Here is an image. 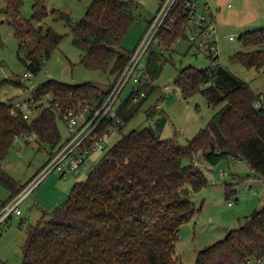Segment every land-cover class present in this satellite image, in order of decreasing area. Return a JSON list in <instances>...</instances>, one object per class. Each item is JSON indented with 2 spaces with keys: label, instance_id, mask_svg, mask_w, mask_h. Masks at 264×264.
<instances>
[{
  "label": "trees",
  "instance_id": "1",
  "mask_svg": "<svg viewBox=\"0 0 264 264\" xmlns=\"http://www.w3.org/2000/svg\"><path fill=\"white\" fill-rule=\"evenodd\" d=\"M4 1L7 20L18 40V54L23 53L20 58L27 72L35 76L64 37L42 25L49 14L46 0H32L31 19L22 16L23 0ZM179 13L178 20L160 33L159 47L166 51L173 49L178 38L185 37L182 5ZM134 20L125 0H94L80 21L71 22L67 17L75 43L82 51V64L91 70H107L114 59L111 71L116 79L106 91L90 82L70 85L47 81L30 93L28 101L38 110L31 119L25 118L14 99H0V182L13 186L2 164L17 137L35 136L54 149L61 140L59 117L68 111L78 114L82 109L93 115L102 105L130 61L132 53L119 48ZM240 40L247 50L235 53L231 61L260 70L264 66V29L246 32ZM163 60L161 51L154 49L149 54L136 88L120 100L116 111L120 123L106 116L85 146L113 127L124 129L147 93L153 91L151 84L160 75ZM12 82L24 86L21 80ZM175 82L184 97L201 92L210 106L221 108L186 145L159 135L165 124L161 119L155 127L158 132L150 126L122 134L88 178L76 181L67 201L49 219L28 227L22 264H179L181 225L197 213L192 195L209 185L207 173L211 168L194 163L199 152L211 166L229 157L245 159L252 174L264 179V102L259 108L255 106L260 95L250 84L214 61L207 68L180 69ZM143 91L147 93L140 97ZM24 187L13 186V198ZM225 189L230 199L234 189L227 183ZM248 261L264 264V206L224 239L201 249L195 264Z\"/></svg>",
  "mask_w": 264,
  "mask_h": 264
},
{
  "label": "rangeland",
  "instance_id": "2",
  "mask_svg": "<svg viewBox=\"0 0 264 264\" xmlns=\"http://www.w3.org/2000/svg\"><path fill=\"white\" fill-rule=\"evenodd\" d=\"M93 1L46 0L49 14L42 25L44 28L54 29L63 35L64 39L38 74L27 79L28 72L20 58L23 53L18 54V40L14 35L13 26L7 20L5 1L0 0V99L2 101L14 99V102L25 112L31 91L50 80L70 85L90 82L99 85L104 91L107 90L116 79V74L111 71L114 59L107 70H91L85 67L81 62L82 51L75 43L67 21V17L71 22L83 19ZM125 1L127 9L135 20L125 34L119 50L131 54L147 34L149 23L155 16L160 2L159 0ZM23 2L22 16L31 19L33 1L23 0ZM212 2L216 6L221 5L218 15L220 36L218 63L248 82L253 91L264 99V66L258 70L256 67L248 68L240 62L231 61L235 53L247 50L240 40L242 34L264 29V0H212ZM230 36L234 39L231 40ZM154 49L161 51L164 60L160 75L151 84V87L154 86L153 91L149 95L146 92L147 97L140 109L122 131L112 128L105 143L106 148L92 152L88 157L89 165L96 166L122 134L150 126L156 130V123L160 119L164 120L165 127L161 132L156 130L159 135L162 138H175L179 144L186 145L189 139L207 126L221 108V106H210L201 92L184 97L175 82L180 69L187 66L199 69L210 67L213 64L212 57L192 47L185 37H181L172 50L166 51L156 43ZM144 65L145 60L142 61L141 67ZM13 80H21L24 86H17L12 82ZM137 84L138 81L133 76L120 97L125 99ZM142 93L146 94L144 91ZM31 106L33 109H28L31 111L29 119L38 113L33 103ZM74 114L79 116V123L92 116L91 111L87 109ZM57 127L61 140L54 149L49 144L39 142L35 136L21 135L15 139L2 164L13 186H26L53 160L55 155L52 157V154L57 153L62 148L59 147L66 144L71 136L69 122L59 117ZM199 154L196 159L204 162L203 156ZM89 174L90 172L72 173L65 177L62 176V171L55 169L44 177L38 187L21 203L20 209L23 214L14 213L0 225V264L23 263V245L27 238L28 227L37 224L41 219H49L54 211L67 201L76 181L86 180ZM207 175L209 185L192 195L197 209L196 215L181 225L177 242L179 264H195L201 249L224 239L230 230L245 224L252 213L264 206V179L252 174L250 164L245 159L225 158L212 166ZM226 183L234 189L230 199L226 197ZM13 186L0 182V208L16 197L15 195L13 198L15 190Z\"/></svg>",
  "mask_w": 264,
  "mask_h": 264
},
{
  "label": "built area",
  "instance_id": "3",
  "mask_svg": "<svg viewBox=\"0 0 264 264\" xmlns=\"http://www.w3.org/2000/svg\"><path fill=\"white\" fill-rule=\"evenodd\" d=\"M159 2V8L149 23L147 34L133 51L128 65L115 82L114 87L100 108L90 118L84 120L83 123H79V116L71 111L63 115V119L68 121L70 125V138L55 154L53 160L28 182L12 201L3 207L0 212V223L14 213L16 215L22 214L21 203L38 187L50 171L58 169L62 171V176L67 177L72 173L85 174L94 169L95 166L88 164V157L92 152L106 148L105 143L111 130L109 133L103 134L89 147L85 146L86 140L106 116L115 119V123H120V119L116 117V111L122 92L133 76L139 82V76L143 73L149 54L154 50V44L156 43L159 46L161 43L160 33L162 29L170 28L178 20L180 5H182L186 14L185 22L182 26L185 38L188 39L192 47L212 57L214 64L218 63L220 36L216 21L217 10L213 4L209 0H159ZM230 39L233 40L234 37L230 36ZM144 60L145 65L141 67V63ZM26 78L31 79L32 74L27 73ZM141 96H144L143 93H141ZM135 99L138 100L139 98ZM263 102L264 99L260 96L255 106L259 108ZM31 107V103L28 102L24 112V116L27 119H29ZM194 163L207 169L212 167L210 164H205V162L198 159ZM247 264H252V261H248Z\"/></svg>",
  "mask_w": 264,
  "mask_h": 264
},
{
  "label": "crops",
  "instance_id": "4",
  "mask_svg": "<svg viewBox=\"0 0 264 264\" xmlns=\"http://www.w3.org/2000/svg\"><path fill=\"white\" fill-rule=\"evenodd\" d=\"M210 2H211V4H213V6L216 8V10H217V13H216V21H217V24H218V30H219V22H218V15H219V11H220V9H221V5H219V6H216L213 2H212V0H209ZM165 127V126H164ZM164 129V128H163ZM163 129H162V131H163ZM23 214V213H22ZM21 214V215H22Z\"/></svg>",
  "mask_w": 264,
  "mask_h": 264
}]
</instances>
